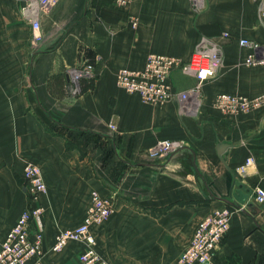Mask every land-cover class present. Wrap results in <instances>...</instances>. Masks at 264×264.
Masks as SVG:
<instances>
[{
    "label": "crops",
    "instance_id": "1",
    "mask_svg": "<svg viewBox=\"0 0 264 264\" xmlns=\"http://www.w3.org/2000/svg\"><path fill=\"white\" fill-rule=\"evenodd\" d=\"M262 1L204 0L200 11L189 0H58L46 7L42 38L33 43L32 34L27 37L19 87L7 86L2 110L8 121L0 128L7 129L0 146L12 133L27 143V162L42 170L48 188L39 197L45 226H58V232L79 225L97 189L115 207L92 228L109 264H179L198 223L229 207V229L208 264H264V202L256 199V188L264 189V103L248 111L215 104L219 93L264 94L263 47L257 63L249 65L255 49L240 44L248 39L264 45ZM22 3L0 0V12L10 13V33L20 21L31 30ZM208 41L221 49L222 64L201 85L195 112L182 111L177 98L145 103L117 83L121 67L142 68L151 53L188 60ZM85 60L94 62L95 72L77 93L66 71ZM171 79L180 91L198 83L180 70ZM162 139L180 147L151 158V148ZM250 156L253 165L239 172ZM4 158L0 155V245L26 201L29 206L19 190L22 168L10 170L13 160ZM52 242L44 240L43 264H78L83 245L58 255Z\"/></svg>",
    "mask_w": 264,
    "mask_h": 264
},
{
    "label": "built area",
    "instance_id": "2",
    "mask_svg": "<svg viewBox=\"0 0 264 264\" xmlns=\"http://www.w3.org/2000/svg\"><path fill=\"white\" fill-rule=\"evenodd\" d=\"M129 1L131 0H116L118 4H126ZM189 1L197 11L204 7V0ZM57 2L58 0H23L20 12L24 20L31 26L34 42L42 38V13L45 12L46 7L55 5ZM260 13L264 15V0L261 3ZM134 24H136L135 21ZM240 44L255 49L247 57L249 65L257 63V51L261 47H263L262 54L264 56V45L260 43L241 39ZM221 64V49L215 43L208 41L199 45L188 60L168 54L151 53L142 68L121 67L117 72V83L129 93H138L141 99L148 104L158 105L177 98L182 111L192 113L197 110L200 101L201 85L217 74ZM175 70L195 76L198 80L197 85L187 90H175L171 79V74ZM94 72L95 64L92 60H85L82 64L67 69L66 75L71 90L78 93L81 90V82L93 77ZM262 103H264V94L247 97L219 93L215 99V104L228 111H248ZM111 127L115 128V125L111 124ZM179 147L180 144L176 140L162 139L151 148L150 156L153 159L167 157ZM253 163L254 158L247 157L237 169L239 172L245 173ZM23 173L27 190L33 199L36 200L40 193L47 191L41 168L37 164L27 162ZM256 199L260 203L264 202L263 188H256ZM114 211L113 199L93 190L91 204L83 222L74 228L58 231L51 250L60 251L70 241H77L84 244L78 264H109L98 251L97 240L91 228L101 224ZM42 212L41 206L32 205L18 216L1 243L0 264H42L41 259L45 253L43 228L38 226L36 231L31 233V224L40 223ZM231 212L229 207H223L204 217L198 223L189 244L178 257L179 264H208L226 236L230 226Z\"/></svg>",
    "mask_w": 264,
    "mask_h": 264
},
{
    "label": "rangeland",
    "instance_id": "3",
    "mask_svg": "<svg viewBox=\"0 0 264 264\" xmlns=\"http://www.w3.org/2000/svg\"><path fill=\"white\" fill-rule=\"evenodd\" d=\"M9 22H10V13L0 12V128L4 122L8 121V119H7L8 115L4 114L3 110H2V109H4V107L6 105H8L7 98L4 97L5 93L8 89L7 86H13V84L15 83V86H16L15 88L18 89L19 84H20L18 82V79L25 74V70L27 68V66H25V62L27 65V60L24 59V55H23L24 50L27 49V41H28L27 37L29 38V35L33 34L32 29L30 30L29 27L25 23H23V21H20L19 23H13L14 25L17 26V28H15L14 32L10 33V31L7 30V27H6V25L9 24ZM33 43H34V41H33ZM7 60L12 61L13 65L3 64V62H5ZM19 60L21 62H19ZM8 75H12V78H10L11 81H8V79H9ZM13 76H15L16 78H13ZM13 79H15V82L12 81ZM8 135L10 136L11 141L7 142V144L2 143L3 145L0 146V151H1L0 155L4 156L5 157L4 159H8V158L10 159L11 158L13 161H9V163H8L9 169L12 171L14 170V171H18L19 173H21V171H20L21 168H22V170H24V166L27 163V143L25 144L24 141H20L17 137L15 139H13L12 133H8ZM4 137L6 139L7 129L4 131H0V141H2V139ZM0 164H3V163H0ZM0 167H1V165H0ZM17 176H19V175H17ZM23 177H24V173H23ZM19 178H20V179H18L19 183H20L19 184V187H20L19 190L22 191L23 196L26 200H27V197L29 199V206L27 207V201H26V205L23 208V210L20 212V214L24 210H27L32 205H38V206H41L43 208V212H42L41 217H40V220H41L40 223L37 225H36V223L31 224V233H34L36 231V229L38 228V226L42 227L43 228L42 233H43V236L45 237V239H43V242H44V240L46 241V239H48L49 237H52V239H53V242H52L51 247H50V249H51L52 245L54 243L55 235H56V233H58L57 230L59 227L58 226H49V225L45 226L44 220L42 221V215L44 213V206L41 205L39 202V197L43 194H46L48 191V188H47V191L45 193H40L38 198L35 200L31 197L30 193L27 190V183H26L25 177H24V179H21V177H19ZM93 190H97V189H93ZM107 197H109V196H107ZM90 203H91V194H90ZM18 216H17V218H18ZM17 218H16V220H17ZM84 218H85V216H84ZM16 220H15V222H16ZM101 224H99V225H101ZM99 225H94V226H92V228L99 226ZM92 228H91V231H92ZM75 244L81 245V246L83 245V248H84L83 243L77 242V241H70L60 251H53V250H51V251H52V253L61 255L66 250H68V247L75 245ZM43 247H44V243H43ZM83 248H82V250H83ZM41 260H42V264H43V259H41Z\"/></svg>",
    "mask_w": 264,
    "mask_h": 264
},
{
    "label": "bare ground",
    "instance_id": "4",
    "mask_svg": "<svg viewBox=\"0 0 264 264\" xmlns=\"http://www.w3.org/2000/svg\"><path fill=\"white\" fill-rule=\"evenodd\" d=\"M110 198H111V197H110ZM112 199H113V198H112ZM90 204H91V203H90ZM108 218H109V217H108ZM77 226H78V225H77ZM75 227H76V226H75ZM73 228H74V227H73ZM62 230H63V229H62ZM66 245H67V244H66ZM66 245H65V246H66ZM65 246H64V247H65ZM64 247H63V248H64Z\"/></svg>",
    "mask_w": 264,
    "mask_h": 264
}]
</instances>
